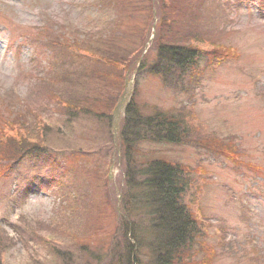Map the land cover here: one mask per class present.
<instances>
[{
  "label": "rangeland",
  "instance_id": "rangeland-1",
  "mask_svg": "<svg viewBox=\"0 0 264 264\" xmlns=\"http://www.w3.org/2000/svg\"><path fill=\"white\" fill-rule=\"evenodd\" d=\"M155 12L164 17L162 39L196 47L204 73L190 95L165 87L155 66L141 69L134 90L127 72L110 130L125 66L140 51L139 59L157 56L146 35ZM225 46L237 56L218 68L205 63ZM56 93L69 101L94 97L93 114L69 116ZM132 94L142 115L156 105L183 106L205 134L238 147L244 163L236 165L216 146L209 150L210 140L136 144L152 157L206 170V191L195 205L211 223L203 243L216 247L213 264H264V0H205L200 7L197 0H0L2 149L49 148L41 160L26 154L0 176L1 264H129L124 236L142 264L149 262L157 228L151 210H126L121 202L125 174L143 162L122 161L116 135ZM191 195L188 188L182 196L190 213ZM127 224H136L137 241L125 233Z\"/></svg>",
  "mask_w": 264,
  "mask_h": 264
},
{
  "label": "trees",
  "instance_id": "trees-1",
  "mask_svg": "<svg viewBox=\"0 0 264 264\" xmlns=\"http://www.w3.org/2000/svg\"><path fill=\"white\" fill-rule=\"evenodd\" d=\"M199 1L197 0L198 7H200ZM160 16L162 20L159 24L161 26H159L158 32L155 33L151 44L156 48L155 55L157 56L154 59L149 58L150 60L145 57L141 62L140 72L143 67L152 68V66H155L153 68V70H156L155 75L161 78L165 87L175 91L179 89L178 92L192 94L194 88L198 86L199 78L202 75L200 74V53H198L199 51L196 47L186 46V44L182 46L163 40L162 37L164 32H166V28L163 29L162 26L164 22L162 13ZM191 31L189 30L188 33H193L196 36L197 32ZM188 33L184 35H189ZM199 33L202 34L201 32ZM228 50L227 46L223 47V49L219 48L218 54L212 53L206 58L205 63L207 64L211 60L222 57L223 61L226 58L228 59ZM152 60L154 61L150 62ZM120 78L122 83V77ZM65 79L66 76L64 75V79H61V81L65 82ZM44 80L42 81L45 82ZM55 96L60 103L66 106L69 116L74 113L93 114L92 111L94 109L90 107L92 104L88 105V101L92 103L94 97L85 96L83 99L74 98V100L70 99L69 101L61 94L56 93ZM137 107L134 99L126 107L125 115L121 118L120 139L118 140L122 148V161L134 164V162L137 163L136 158H138V160L141 159L143 162L138 163L139 165L134 169L130 167L127 175L125 174L128 187L124 188L123 192H125L127 199L125 201L122 198L121 202L126 210H129L128 207L131 204L134 206L138 205V209L146 206V208H149L147 209L148 212L151 210V222L155 223L157 228L154 229L155 236H153L154 239L150 246V260L145 264H211L215 251L211 245L207 244L205 246L203 243L207 236L205 234L209 230L207 221L201 217L204 212L202 210L198 213L191 203L192 211L190 213L188 204L186 205L182 200L183 194L190 188L193 181L192 173L194 169L178 161L172 162L173 160L165 157H152L138 149L136 144L141 139L177 144H193V142H200V140L204 139L210 140L211 146H207L209 150L210 147L213 150L214 147L212 146H216L217 148L214 149L221 155L223 153L225 156L232 158V154L236 153L237 150L232 145L233 143H227V141L224 143L223 140H218L210 132L205 134L204 127L191 123L185 107H171L172 109L168 111L156 105L153 107L151 115H142ZM127 115L132 117L128 116V125L124 123ZM111 119L112 110L111 118L108 119L110 129ZM38 146V144L31 143L20 151L9 153L2 149V140L0 138V176H4L16 169V165L21 163L26 154L33 153L30 154L31 158L41 160V157L49 151V148ZM52 159L56 162V154L51 155L50 160ZM133 173L136 174L131 176ZM135 188L141 189L132 192ZM127 225L123 228L125 233L130 232L133 240L137 241L134 234L136 232V224ZM124 239L128 263L142 264L139 251L138 249L136 250L137 245L129 242L126 236H124Z\"/></svg>",
  "mask_w": 264,
  "mask_h": 264
}]
</instances>
